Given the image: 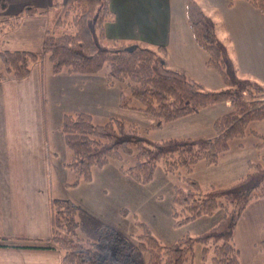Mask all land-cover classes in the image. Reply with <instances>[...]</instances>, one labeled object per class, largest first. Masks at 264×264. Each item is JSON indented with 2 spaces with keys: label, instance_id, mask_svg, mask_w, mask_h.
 Segmentation results:
<instances>
[{
  "label": "trees",
  "instance_id": "obj_1",
  "mask_svg": "<svg viewBox=\"0 0 264 264\" xmlns=\"http://www.w3.org/2000/svg\"><path fill=\"white\" fill-rule=\"evenodd\" d=\"M46 12L48 24L39 53L8 50L0 41V82L23 79L32 64L46 58L53 73L95 75L103 73L105 86L125 83L131 95L140 102L139 110L153 118L152 129L164 123L197 113L211 105L229 101L231 110L217 116L213 122L214 137L167 138L152 140L136 124H124L110 118L103 124L91 122L89 113H63L57 131L70 150L64 166L80 180L91 181L93 168H103L110 159L123 160L135 151L134 162L121 173L138 184H148L158 163L166 174L177 176L182 185H175L172 196L174 227L184 226L203 216L221 212L220 220L206 231L183 235L170 244H162L142 222L130 238L122 236L112 226L94 228L93 239L76 240L78 227L76 208L66 200L51 201V232L46 240L0 246L33 249H57L60 264H184L192 259L195 245L201 246V262L205 264H241L235 244V228L244 210L253 200L264 197V154L247 163V172L234 183L211 186L203 190L189 174L194 165L203 161L216 165L230 149V142L247 134L255 137L254 147H264V134L252 130L250 124L264 119V87L255 80L239 75L226 46L216 35V24L202 9L198 0H185L184 13L196 45L205 53V64L213 68L225 89L208 91L205 86L169 66L165 47L148 48L132 42L108 40L105 27L114 22L110 0H71L61 6L60 0H50ZM234 1L227 0L230 6ZM264 14V0H242ZM6 2L0 0V10ZM61 8V9H60ZM45 14L30 4L12 16L0 17V31L11 30L26 16ZM122 95V94H121ZM121 96V106H127ZM264 253V240L260 243Z\"/></svg>",
  "mask_w": 264,
  "mask_h": 264
},
{
  "label": "crops",
  "instance_id": "obj_2",
  "mask_svg": "<svg viewBox=\"0 0 264 264\" xmlns=\"http://www.w3.org/2000/svg\"><path fill=\"white\" fill-rule=\"evenodd\" d=\"M5 2L6 11L0 17L15 15L26 4L45 11L42 15L23 17L11 30L0 31L3 49L39 53L51 1ZM184 2L110 0L115 20L105 27V36L108 40L132 42L152 49L163 46L171 68L199 81L205 88L210 82L213 87L223 85L217 73L206 66L205 53L193 40ZM207 7L213 11L216 8L215 13L220 16L215 20L216 35L226 37L225 41L217 36L224 42L228 55L230 52L237 72L264 85V14L242 0L230 6L227 0H213ZM228 40L233 44H227ZM240 58L244 59L246 68ZM255 65L259 68H253ZM53 74L50 76L56 80ZM72 86L77 87L68 81H51L47 85L38 62L32 64L25 78L0 82V241L6 244L26 245L50 237L51 201L61 198L54 194L49 183V170L57 153L50 139L55 134L50 130L54 118L49 115L48 101L51 99L54 105L63 93L72 95ZM75 107L78 106L69 105L72 110L66 112H77ZM59 112L56 107L52 110L57 120L65 113ZM53 123L55 126L56 118ZM234 238L241 264H264L260 247L264 240V197L248 204L235 228ZM60 261L61 252L57 249L0 246V264H60Z\"/></svg>",
  "mask_w": 264,
  "mask_h": 264
},
{
  "label": "rangeland",
  "instance_id": "obj_3",
  "mask_svg": "<svg viewBox=\"0 0 264 264\" xmlns=\"http://www.w3.org/2000/svg\"><path fill=\"white\" fill-rule=\"evenodd\" d=\"M212 2L213 0H198L202 9L215 22L220 18L215 13L216 8L214 7L215 11L206 8ZM66 4L61 3V6ZM5 11L0 10V13H5ZM222 38L226 41V37ZM226 43L233 44L230 40ZM240 60L243 62V68H246L244 59L240 58ZM247 64L249 65V63ZM233 65L236 68L234 63ZM39 66L47 85L51 81L58 83L68 81L69 84L74 83L77 86H72L74 88L72 95L67 93L60 95L54 105H52L54 101L51 99L48 101L49 115L56 118L55 126L54 119L50 123V130H53L55 134L50 139L57 153L49 170L51 179L49 183L56 196H59L61 200L71 202L76 208L78 222L74 235L76 240L93 239L95 237L94 228L101 224L110 225L122 236L130 238L139 230L136 223L142 222L159 242L170 244L183 235L196 236L220 220L221 212L219 210L210 217L203 216L179 228L174 227L175 220L172 216L174 186L184 185L177 176L166 174L161 163L157 164L151 181L145 185L138 184L128 175L121 173V164L126 167L134 162L135 151L128 156H123V160L112 158L103 168H93L90 182L80 180L77 185L73 186L72 184L77 180L76 176L72 170L64 166V162L70 158V150L56 129L60 119L57 120L58 116L52 115V110L56 107L57 111L61 113L72 110L69 105L78 106L75 107L78 108L77 112L89 113L91 122L94 124H103L110 118H117L124 124L133 123L144 131L147 129V135L152 140L187 137L210 139L214 137L212 122L217 116L231 110L229 101L211 105L174 122L164 123L161 129H152L153 118L138 109L140 102L131 95L130 88L125 83H115L114 86L107 87L104 84L102 72L88 76L61 71L54 73L53 75H56L57 78L52 80L53 77L50 75L53 72H51L49 61L44 58ZM253 68L257 69L259 66L255 65ZM211 69L216 73L213 68ZM238 73L243 76L240 72ZM262 86L264 87V85ZM206 89L217 91L225 89V86L213 87L210 82ZM121 94L124 96L123 101L126 105L134 108L121 106ZM249 127L264 133V119L252 122ZM255 142V137L251 134L234 139L230 142V149L219 158L220 161L218 160L216 165H207L200 161L194 165L189 175L201 184L203 190H208L213 186H209L211 183L218 187L228 186L247 172L249 161L254 162L259 155L264 154V147L258 151L253 145ZM200 256L201 246L197 244L194 247L192 259L184 264H202ZM146 260L147 257L144 254L141 264H146Z\"/></svg>",
  "mask_w": 264,
  "mask_h": 264
}]
</instances>
